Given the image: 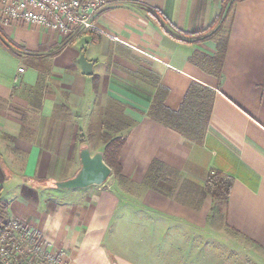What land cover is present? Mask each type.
<instances>
[{
	"label": "crops",
	"instance_id": "0c3cea01",
	"mask_svg": "<svg viewBox=\"0 0 264 264\" xmlns=\"http://www.w3.org/2000/svg\"><path fill=\"white\" fill-rule=\"evenodd\" d=\"M221 3L113 1L95 20L98 42L88 32L66 43L41 27L0 26L22 49L16 55L0 45V198L9 219L34 229L61 264H264V0L236 1L214 37L194 40L161 26L164 16L198 32L220 16ZM221 36L218 79L203 58L216 54ZM81 55L90 75L81 72ZM192 82L214 91L201 144L147 114L156 83L172 104ZM108 115L126 136L123 182L113 176L107 187L69 190L36 183L72 177L78 135L98 134ZM153 159L177 171L181 199L146 181ZM211 170L233 179L226 205L195 191ZM248 251L251 258H238Z\"/></svg>",
	"mask_w": 264,
	"mask_h": 264
},
{
	"label": "trees",
	"instance_id": "16d2710c",
	"mask_svg": "<svg viewBox=\"0 0 264 264\" xmlns=\"http://www.w3.org/2000/svg\"><path fill=\"white\" fill-rule=\"evenodd\" d=\"M239 0H222L221 13L207 28L201 29L198 32H183L175 28L167 19L162 16L161 26L168 31V29L178 33L181 36L193 37L194 40L214 37L221 30L222 23L226 16L230 13L232 5ZM159 13V12H158ZM224 17V18H222ZM91 35L93 42H98L102 35L94 28L87 31ZM71 40H67L66 43ZM227 44V37H220L217 40V50L213 57H204L203 64L206 71L218 79L221 77L222 64L225 56ZM0 45L8 49L12 54H16V50L20 46L14 43L5 33L0 30ZM63 45L58 46L54 51L49 52V56L57 54ZM43 49L40 47L39 50ZM33 53V52H31ZM96 87V86H94ZM168 89L159 83H156V91L152 99L151 105L147 112L148 116L156 121L163 123L166 127L178 132L183 137L190 141L201 144L204 139L210 114L212 111V104L214 98V91L199 83L192 82L186 90L183 97L174 103L167 102ZM118 126L109 122L102 121L100 123V130L98 140L104 145L103 158L106 164L112 169L113 176L119 182L125 180L122 175V161L120 158L121 148L126 141V136L119 134ZM94 134H88L87 140L90 141ZM78 143L85 144V139L82 135L77 137ZM178 176L177 171L168 167L162 161L153 159L146 173V181L160 193H164L159 188L160 182H173ZM54 182L51 184L54 187ZM233 179L231 176L224 174L220 170H211L205 177L202 186H196L195 191L202 197L209 195L211 199L216 202L218 206L226 205ZM8 203L0 198V221L7 225L9 223Z\"/></svg>",
	"mask_w": 264,
	"mask_h": 264
},
{
	"label": "built area",
	"instance_id": "2783aa9c",
	"mask_svg": "<svg viewBox=\"0 0 264 264\" xmlns=\"http://www.w3.org/2000/svg\"><path fill=\"white\" fill-rule=\"evenodd\" d=\"M113 1L124 0H0V26L24 23L75 37L94 28ZM58 258L34 229L18 220L0 221V264H61Z\"/></svg>",
	"mask_w": 264,
	"mask_h": 264
},
{
	"label": "water",
	"instance_id": "95a60500",
	"mask_svg": "<svg viewBox=\"0 0 264 264\" xmlns=\"http://www.w3.org/2000/svg\"><path fill=\"white\" fill-rule=\"evenodd\" d=\"M81 72L84 75L92 73V63L87 61L84 55L78 59ZM80 168L70 178L54 182V187L61 190L83 189L92 185H103L112 174V169L106 164L103 152L92 153L88 146H82L79 150Z\"/></svg>",
	"mask_w": 264,
	"mask_h": 264
},
{
	"label": "rangeland",
	"instance_id": "374dc122",
	"mask_svg": "<svg viewBox=\"0 0 264 264\" xmlns=\"http://www.w3.org/2000/svg\"><path fill=\"white\" fill-rule=\"evenodd\" d=\"M88 31V30H87ZM86 30H80V32H78L77 33V35L78 36H80V35H82L83 33H85V32H87ZM76 35V36H77ZM75 36V37H76ZM72 38H74V37H71V36H69V37H64V39L67 41V40H71ZM19 51H22V49H21V47H20V49H18ZM18 50H16V51H18ZM108 114V113H107ZM106 114V115H107ZM102 121H106V122H116L115 120H114V118L113 117H111L110 115H108L107 117H104V118H102ZM85 139V138H84ZM99 138H98V135H93V138L88 142V140L86 141V139H85V144L84 145H81V146H79L80 148L82 147V146H88L89 147V145L90 146H92V150H91V152L92 153H94V152H97V151H103V147H104V145H103V143H101L99 140H98ZM87 143H89V144H87ZM72 165V164H71ZM79 168H80V165H79V162H78V158H75V164H73L71 167H69V169H72L73 170V172H77L78 170H79ZM112 178H113V174L111 175V177H110V179H108L102 186H105V187H107L108 185H109V183L112 181ZM51 180H53V181H59V180H55V179H45V180H37L36 181V183H39V184H43V186H45V187H49V188H54L53 187V185L51 184ZM172 185V183L171 182H164L163 183V185L162 184H160V186H162V187H160L161 188V190H164L165 192H174V194L176 195V197L177 198H179V199H181L182 198V194H181V192H180V189H178V185H177V187H175V185H174V187L173 186H171ZM10 187H11V185H10ZM13 184H12V188H11V190L12 191H14V189H13ZM191 189V188H190ZM12 191H11V193H12ZM215 214V216H217V217H215L217 220L216 221H218L219 219H218V216L219 215H221V213H218V209H217V207H215V209H214V211H213ZM219 222V221H218ZM221 222V221H220ZM246 252H247V250H246ZM246 252H240V254H238V258L240 259V258H251L252 257V253L251 252H249L248 251V253L250 254H248V253H246ZM249 255V256H248ZM237 262H238V259L236 260V264H237Z\"/></svg>",
	"mask_w": 264,
	"mask_h": 264
}]
</instances>
